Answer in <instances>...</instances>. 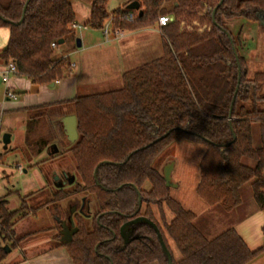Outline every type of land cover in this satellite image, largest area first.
Segmentation results:
<instances>
[{"label": "trees", "instance_id": "trees-1", "mask_svg": "<svg viewBox=\"0 0 264 264\" xmlns=\"http://www.w3.org/2000/svg\"><path fill=\"white\" fill-rule=\"evenodd\" d=\"M71 1L31 0L24 21L19 23L28 0H0V27L10 29L0 59L6 65L14 62L18 75L35 85L70 77L71 61L67 56L56 59L55 51L61 40L66 43L76 31L72 29L76 12ZM138 1L141 16L127 9L130 2L110 13L107 0H95L88 24L102 30L111 21L114 30L138 31L158 25L160 16L173 15L174 21L161 28L163 56L126 72L120 90L61 104L72 105L77 118L79 137L69 151L80 182L69 190H57L51 210L62 221L66 219L62 202L82 195L89 203L92 199L97 203L91 225L76 214L79 231L64 246L74 264H168L150 226L138 227L141 239L123 243L120 229L139 208L138 188L146 204L145 215L158 225L168 248L166 236L180 252V260L173 259V264H250L264 255V243L252 251L233 229L208 239L195 225L196 214L172 197L154 163L174 143L201 144L206 151L200 161L197 195L207 205H221L231 212L242 203V188L251 183L253 198L264 213V73L249 75L247 60L240 53L243 30L234 35L226 26L235 19L262 26L264 0H224L220 6L221 0ZM166 3H172V9L166 8ZM131 13L135 15L132 22L127 18ZM239 68L241 84L230 115ZM51 107L27 110L26 145L37 155L53 138L49 134L40 140L33 126L50 115ZM256 125L261 140L258 146L254 142ZM245 160L255 166L246 165ZM104 161L109 163L102 164ZM8 205L0 198V237L4 243L19 242L23 238H17L14 227L27 217L30 208H25L24 202L11 211ZM166 209L173 214L170 222ZM262 232L264 236V227ZM57 237L60 240V235ZM3 244L0 264L7 256Z\"/></svg>", "mask_w": 264, "mask_h": 264}, {"label": "rangeland", "instance_id": "rangeland-1", "mask_svg": "<svg viewBox=\"0 0 264 264\" xmlns=\"http://www.w3.org/2000/svg\"><path fill=\"white\" fill-rule=\"evenodd\" d=\"M94 1L95 0L71 1L76 12V23L79 26H82V29L76 30L75 33L68 38L67 42L61 44L55 51L56 59L67 56L69 57L68 60L71 62L80 61L83 65L86 64L87 69L84 70L79 82V97L120 90L124 86L122 79V74L124 72L135 69L163 56V38L161 30L157 24L152 27L138 30L144 31L145 33L143 35H135L130 38L124 37L122 39H116V42L105 43L107 40L104 37L102 30L92 29L88 24ZM130 1L131 0H107L106 8L108 12L111 13L114 10L125 6V4ZM165 7L172 9V3H166ZM226 26L234 35L240 30H243V38L244 35H246L245 39H243L244 48L240 53L246 58V60L247 53H251V71L249 72V75L251 76L256 73H264V26L257 23H249L244 19L231 20L227 22ZM153 31H155V33L152 38L146 35L148 32ZM127 34L128 33L126 32L125 35ZM82 35L86 37V40L84 41H88V39H90V43H97L98 45H101L96 50L88 52L89 55L87 58H84V56L82 58L81 55L75 53V51H82L84 49L83 47L78 48L77 46V40L81 39ZM247 65L249 66L248 60ZM74 76H77V74L74 73ZM3 84L4 83L0 77L1 88L4 86ZM261 95H264V86L261 89ZM59 111H68L69 113L73 112V106H54L50 113H56ZM8 119L9 118L4 119L2 124L3 128L6 127V121ZM58 126L59 117L53 116L52 114L48 115L46 119H43L38 126H33V128L37 131V134L35 133V135L38 136L40 140L47 139L49 134H51L53 140L49 146L52 144H58L59 147L63 149L59 156L52 158L46 152V149L49 146L46 149H43L42 155H37L33 152V149L30 150L28 147L22 148L21 150H14L12 146L7 149L3 145V136L5 133L2 134L1 137L0 198L5 196L8 201L9 208L11 209H20L22 204L25 202V208L28 206V208L32 210L28 211L29 213L26 219L22 220L17 229L21 236L28 234L20 241L23 248L26 246L28 241L34 242L40 238H58L57 236L60 235V225L56 222V217L50 207L52 206L50 202L53 200L54 194L57 191L54 185L55 176H52V173H54L56 169L61 170L66 168L76 176V182H80L76 172L75 161L72 153L69 151L71 145L67 143L66 138H63L62 135L59 134L57 131ZM23 132V129H20L19 131L18 126L16 139L18 137L20 142L23 141ZM254 141H256L255 146H258L261 143L258 125L254 128ZM257 141L259 144H257ZM6 150L8 151L7 154H5ZM205 151L206 148L201 144L188 141L174 143L156 160L154 167L164 173L168 166H173L171 173V182L174 185L171 187L172 197L187 210L193 211V213L196 214V225L202 231L210 229L215 223L218 229L213 235H217L218 233H221V231H225L227 224L229 225V221L225 220L221 211H209L207 209L209 205H205L196 192V188L200 180V161ZM20 157H22V161H25V163L28 162L23 164L26 168V173H19L13 168L20 164ZM244 163L250 167L255 166V163L251 160H245ZM28 167L34 168L29 169ZM4 169H6V174H8L6 177H4L2 173ZM43 174L48 177L47 183ZM45 184H47V187L42 188ZM149 188L150 186L147 185L146 189ZM29 192L32 193L25 195ZM242 197L243 204L242 210L239 214L240 218L251 215L253 213L252 207L256 204L253 199L251 183L246 184L242 188ZM200 203L204 204V207H202ZM61 206L65 214H67L66 209L69 206V200L62 202ZM218 208L224 210L221 205L218 206ZM91 209L95 214L97 211V203L95 199H92ZM166 215L167 220L170 222L173 219V214L166 209ZM157 218L160 220L158 213ZM232 218L235 219L237 217H231L230 219ZM230 221L232 222V220ZM89 224L91 225V221H89ZM21 236L17 235V238ZM166 237L173 258L175 260H180L181 255L179 250L175 246L174 242L168 236ZM210 237H212V235ZM6 242L7 243L3 246L4 248H15L13 247L14 244L12 245V240H8ZM0 243H4L1 237Z\"/></svg>", "mask_w": 264, "mask_h": 264}, {"label": "crops", "instance_id": "crops-1", "mask_svg": "<svg viewBox=\"0 0 264 264\" xmlns=\"http://www.w3.org/2000/svg\"><path fill=\"white\" fill-rule=\"evenodd\" d=\"M126 32L128 34L125 35L124 37H129V38L135 35L136 36L143 35L145 33L142 30L141 31H126ZM154 33L155 31L148 32V34L146 35L152 38ZM245 37L246 35H244V38L242 36L243 39H245ZM85 38H86L85 36L83 35L81 36L82 47L84 49L82 51H75V53L81 55L82 58L83 56L84 58H87V56L89 55L88 52L94 51L101 46V45H98L97 43H94V44L90 43L89 42L90 39H88V41H84L86 40ZM9 40H10V29L7 27H0V54L2 50H4L7 47ZM116 41H117L116 39L115 40L113 39L105 43L116 42ZM162 49H163V45H162ZM247 60H248V64H249L248 68L250 72L251 71V68H250L251 53H247ZM72 63L76 64V67L72 71V75L56 83H52L48 85H35L28 78L24 76L12 75L9 80V83L5 84L2 80V74L7 65L0 59V77H1L2 82L4 83L3 84L4 86H2V88L0 86V142H1L2 134L10 133L11 142L8 145L7 149L11 148L12 146L14 150L15 149L21 150L22 148H27L26 134H27V122L29 118L28 111H27L28 109L33 108V107H38V106H44V105H51L53 107L59 106V105L61 106L62 103L74 100L79 97V89H80L79 82L83 75L84 70H86L87 68H86V64L83 65L80 61H72ZM126 72H124L122 76ZM74 73H76L77 76H74ZM7 87L10 88L11 91H13V93L17 95L18 97L17 100L8 99V97L6 96ZM53 107H51L50 112L52 111ZM51 114L53 116L59 117V126H58L57 131L59 132L60 135H62L63 138H66L63 119L66 117L75 116V115L72 112L69 113L68 111H63V112L59 111L56 113H50V115ZM5 118H9V119L6 121L7 122L6 127L3 128L2 124ZM18 126H19V131L20 129L24 130L22 142L19 141L18 137L16 139V132H17ZM254 142L256 143V141ZM257 144H259L258 141H257ZM53 145L54 144H52L46 149L47 154L51 158L59 156V154L63 150L59 147L58 144H56L58 147V152H55L54 150L51 151L49 148L52 147ZM7 153L8 151L6 150L5 154ZM42 154L43 152L40 153V155ZM20 159H21L20 164L13 168L16 169L19 173L21 172L26 173V168L23 165L25 161H22V157H20ZM7 167H10V166H7ZM17 167H19L20 169ZM34 167H38V166H34ZM34 167H28V168L30 169ZM64 171H70V170L66 168L61 169V170L56 169L54 173H52V176H59L60 177L59 180H61L63 178ZM2 173L4 177L8 176V174H6V169H4ZM43 176L45 177V181L47 183V179H48L47 175L45 176L43 174ZM45 187H47V184H45L42 188H45ZM57 188L62 189L61 186L55 185V189ZM30 193L32 192H29L25 195H28ZM241 194H242V190H241ZM1 198L6 199L5 196ZM203 203L205 202L203 201ZM242 204H243V197H242V203L231 212L226 211L224 208H223L224 210H221L220 208H218V206L220 205L208 206L207 209L211 212L221 211L225 220L229 221V225L227 224V228L225 229V231L229 229L235 230L242 237L245 243L248 245L249 249L252 251H255L259 249L264 243V236L262 232V229L264 227V213L259 209L258 205L255 204L256 206L254 205L252 207L253 213L251 215L249 216L247 215L246 217L240 218L239 214L242 210ZM200 205L204 207L203 206L204 204L200 203ZM205 205L207 204L205 203ZM8 208H9V205H8ZM9 209L11 211L18 210V209H11V208ZM231 217H237V218L230 219ZM230 220H232V222ZM21 222L22 221L18 222L16 226L14 227L16 236L17 235L21 236V234L17 231L18 226L20 225ZM195 225H196V221H195ZM197 228L208 239H214L220 234H222L223 232H225V231H221V233H218L217 235H213L214 232L218 229L215 223L211 226L210 229L208 230L205 229V231H202L198 226ZM26 235L21 236V238H24ZM211 235L212 237H210ZM5 243L4 244L2 243L3 246L5 245ZM13 244H14L13 247L15 248L10 249V251L7 253V256L2 264H74L67 248L61 242V240H58V238H55V237L51 239L50 238H40L38 240H35L34 242L28 241V243H26V246L24 248L22 247L20 241L19 242L13 241L12 245ZM250 264H264V256L263 255L260 256L258 259H256Z\"/></svg>", "mask_w": 264, "mask_h": 264}, {"label": "water", "instance_id": "water-1", "mask_svg": "<svg viewBox=\"0 0 264 264\" xmlns=\"http://www.w3.org/2000/svg\"><path fill=\"white\" fill-rule=\"evenodd\" d=\"M30 1L31 0H28L26 6L24 8V13H23L22 20L19 23H22L24 21V18H25V15H26L27 6H28V4H29ZM223 1L224 0H221L219 6L223 3ZM127 9L128 10H131V11H137L140 16L143 14V11L141 10L140 2L138 0H134V1L130 2L127 5ZM215 13H216V9L213 11V18L215 16ZM262 26H264V24ZM229 38H230L231 43L233 45V51L235 53L237 62L239 63V55H238L237 49H236V47H235V45L233 43V39H232L231 35H229ZM63 43H64V40H61L59 42L60 45L63 44ZM77 46H78V48H81L82 47L81 39H78L77 40ZM240 84H241V69L239 68L238 86L236 88V93H235V95L233 97V101H232V104H231L230 115H232V112H233L234 103L236 101V97H237V93L239 91ZM63 124H64V127H65V133L68 136L70 142L74 143L78 139L77 118H76V116H69V117L64 118L63 119ZM169 133L170 132H168L166 135H164L161 139L167 137ZM10 142H11V134L10 133H5V135L3 136V143H4V145H5L6 148L8 147V145L10 144ZM52 147H53V150L55 152H58V147H57L56 144H54ZM107 163H109V162L108 161L102 162V164H107ZM172 167L173 166H168L165 169V171H164V178H165V181H166V185L169 188H171V187L174 186L172 184V182H171ZM97 170H98V168L95 170V173H94L95 176H96ZM59 179H60L59 176H55V181H58ZM73 182H74V178L70 182V184H72ZM138 194H140L139 191H138ZM70 222H71V228L69 226H67L66 222H63V224H62V226H63L62 236L63 237L61 239V242L63 244H69V243H71L72 240H73L74 235L78 232V228L75 227V224H74L72 218L70 219ZM141 224H147V225H149L150 227H152L155 230V232L157 233V236L159 238V241H160V244H161L163 253H164V255L167 258L168 264H173V256H172L170 250L168 249V247L166 245V242H165V240H164V238L162 236V233L160 232L158 226L153 221H151L148 218H144V217L137 218V219H135L133 221H130V222L126 223L121 228V235H122L125 243H129L128 238L134 232L135 226L141 225ZM135 239H137V237H135ZM9 251H10V249L8 247L5 248V252L6 253H8Z\"/></svg>", "mask_w": 264, "mask_h": 264}, {"label": "flooded vegetation", "instance_id": "flooded-vegetation-1", "mask_svg": "<svg viewBox=\"0 0 264 264\" xmlns=\"http://www.w3.org/2000/svg\"><path fill=\"white\" fill-rule=\"evenodd\" d=\"M66 134V133H65ZM79 137V136H78ZM66 140H67V143L69 144V145H73L74 143H72V142H70V140H69V138H68V136L66 135ZM51 151H53V147H50L49 148ZM50 151V152H51ZM99 168V167H98ZM160 171V170H159ZM161 172V171H160ZM161 174L163 175V177H164V173H162L161 172ZM73 178H74V182L72 183V184H70V182L73 180ZM165 179V178H164ZM76 176L71 172V171H64L63 172V178L61 179V180H58V181H55L54 182V185H57V186H61L62 187V189H66V190H69L70 188H72L75 184H76ZM57 190H60V189H58L57 188ZM139 191L140 192V190L138 189V188H136V191ZM138 191H137V194H138ZM138 196L140 197V199H139V208H138V210L136 211V213H135V215H132V216H130L129 218H127V220H126V222H124V224L121 226V228L126 224V223H128V222H130V221H133V220H135V219H137V218H140V217H144V218H148L146 215H145V211H146V204L145 203H143V200H142V198H141V192H140V194H138ZM67 211H66V219L65 220H59V219H56V222L60 225V227H61V231H60V240L62 239V231H63V226H62V224H63V222H66V224H67V226H69L70 228H71V222H70V219L72 218L73 219V222H74V224H75V227H77L78 228V226H77V223H76V221H75V216H76V214H79V215H81L83 218H84V221H85V223L86 224H88V225H90L89 224V221H91V223H92V221L94 220V218H95V214L92 212V209H91V202L89 203L88 201H87V199H86V197H84V196H82V195H80V196H75V197H72L70 200H69V206L67 207V209H66ZM156 213H158V212H156ZM157 215V214H156ZM158 215H159V213H158ZM102 215H100L99 217H98V219L101 217ZM148 219H150V218H148ZM158 219V218H157ZM151 220V219H150ZM151 221H153V220H151ZM154 222V221H153ZM160 222V221H159ZM155 223V222H154ZM156 224V223H155ZM142 225H147V224H141V225H137V226H135V229H134V232L131 234V236L128 238V240H129V243H125V241H124V239H123V237H122V235H121V237H122V239H123V243L125 244V245H128V244H130L132 241H134V240H136L135 239V237H137V240H139V239H141L143 236L141 235V234H139L138 232H137V229H138V227L139 226H142ZM157 225V224H156ZM147 226H149V225H147ZM158 226V225H157ZM132 228V227H131ZM152 228V227H151ZM159 228V227H158ZM153 229V228H152ZM154 230V229H153ZM160 230V229H159ZM78 231H79V228H78ZM155 231V230H154ZM161 232V231H160ZM78 233V232H77ZM76 233V234H77ZM75 234V235H76ZM120 234H121V229H120ZM157 234V233H156ZM74 235V236H75ZM163 236V235H162ZM158 237V236H157ZM74 238V237H73ZM164 238V237H163ZM159 239V238H158ZM160 242V241H159ZM161 245V244H160ZM167 245V244H166ZM168 247V246H167ZM162 248V247H161ZM169 249V248H168ZM171 252V251H170ZM174 259V258H173ZM154 264H158V263H154Z\"/></svg>", "mask_w": 264, "mask_h": 264}, {"label": "built area", "instance_id": "built-area-1", "mask_svg": "<svg viewBox=\"0 0 264 264\" xmlns=\"http://www.w3.org/2000/svg\"><path fill=\"white\" fill-rule=\"evenodd\" d=\"M128 21H134L135 19V15L133 13L128 15ZM174 17L172 15H164V16H160L159 21H158V27L163 28L168 26L170 23H172L174 21ZM72 29L74 30H78V29H82V26H79L77 23H74L72 25ZM102 33L104 35V37L106 38L107 41H110L111 39H122L125 36L126 30L124 29H116L114 30L112 28V24L111 21H109L105 27L102 29ZM52 48L56 49L57 45L54 43L52 44ZM76 67L75 63L71 62V68L72 70ZM19 71L18 68L16 66V64L14 62H10L9 64H7L3 74H2V80L5 84L9 83V80L11 78L12 75H18ZM59 82V81H58ZM6 96L8 97V99L10 100H17L18 97L15 93H13V91H11L10 88L7 87L6 89Z\"/></svg>", "mask_w": 264, "mask_h": 264}]
</instances>
